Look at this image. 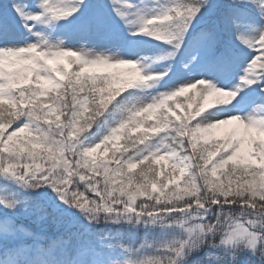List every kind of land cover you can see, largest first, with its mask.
I'll return each instance as SVG.
<instances>
[{
	"label": "snow or ice",
	"instance_id": "6c2138e0",
	"mask_svg": "<svg viewBox=\"0 0 264 264\" xmlns=\"http://www.w3.org/2000/svg\"><path fill=\"white\" fill-rule=\"evenodd\" d=\"M0 264H264V0H0Z\"/></svg>",
	"mask_w": 264,
	"mask_h": 264
}]
</instances>
